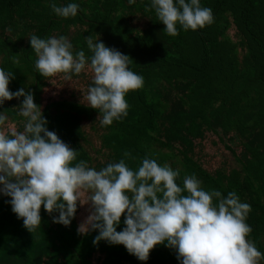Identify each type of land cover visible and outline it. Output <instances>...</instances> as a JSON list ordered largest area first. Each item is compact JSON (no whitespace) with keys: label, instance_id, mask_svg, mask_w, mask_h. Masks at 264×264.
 <instances>
[{"label":"trees","instance_id":"1","mask_svg":"<svg viewBox=\"0 0 264 264\" xmlns=\"http://www.w3.org/2000/svg\"><path fill=\"white\" fill-rule=\"evenodd\" d=\"M53 3L58 7L78 4L77 15L57 16L50 7ZM151 3L152 0H135L131 5L128 0H0V41L12 47L9 56L13 54L16 61L22 62L23 55L30 53L31 62L37 57L31 49L30 36L48 39L56 32L59 38L73 29L68 39L73 54L83 50L86 57H91L85 38L91 36L95 41L98 37L97 42L127 55L131 60L129 69L143 77V87L125 96L127 116L114 120L107 129L95 119L102 118L98 109L66 101L51 102L43 109L47 129L78 151L74 163L84 160L89 167L107 166L93 165L81 116L93 129L99 126L102 131L95 152L105 149L110 163L119 162L125 151L130 152L135 159L125 162L133 171L145 157L160 166L172 167L170 163L177 155L192 156L194 142L205 132L219 130L226 135L232 130L229 140H237L239 150L235 154L233 147H224L235 157L238 169H231L226 176L216 172L211 177L202 170L198 173L208 185L205 191H220L225 197L235 192L241 202L251 206L256 214L246 218L251 227L264 219V214L254 209L261 196L264 203V69L254 62L255 58L264 61V0H200L201 7L212 9L214 22L195 31H185L177 24L175 37L167 35ZM137 14L147 18V25L139 30L130 23ZM230 28L234 30V40L227 36ZM26 38L29 48H22ZM255 50L260 51V57L253 55ZM8 87L15 92L20 85L12 79ZM255 88L262 98L250 96ZM245 99L247 110L243 112L239 102ZM12 104L13 99L5 101L0 112L11 121L25 119L11 109ZM249 122L254 125L247 126ZM251 129L252 133H248ZM151 143H161V147L154 149ZM182 181L179 171L177 185L182 186ZM8 200L10 197L0 193V264H91L92 253L97 254L100 264H181L176 250L165 244L156 245L147 261L136 260L134 255L128 258L123 245L106 241L94 245L97 230L80 236L73 219L69 226L53 223L59 213L50 216L43 206L40 228L30 233L12 212ZM213 203L218 202L214 199ZM256 233L252 229L250 241L264 261V235L262 241H257ZM4 238H9L7 245L2 243Z\"/></svg>","mask_w":264,"mask_h":264},{"label":"clouds","instance_id":"2","mask_svg":"<svg viewBox=\"0 0 264 264\" xmlns=\"http://www.w3.org/2000/svg\"><path fill=\"white\" fill-rule=\"evenodd\" d=\"M50 7L57 16L68 18L77 15L79 5L53 3ZM151 7L172 37L178 35L177 24L185 31H195L214 22L212 9L201 7L200 0H152ZM85 40L91 57L83 50L73 54V45L64 36L29 38L37 57L35 68L42 77L63 74L64 81H71L86 68L92 73L83 104L99 110L101 126H110L127 116L125 96L142 88L144 79L129 69L127 55L97 42L98 37ZM12 79L11 71L0 68V105L23 97L18 115L25 119L22 131L15 126L0 129V193L10 197L7 202L12 212L28 232L40 228L41 206L50 216L59 213L53 223L69 226L78 204L89 205L90 214L78 232L97 230L94 245L100 241L123 245L140 261H147L156 245L165 244L176 250L181 264H260L261 252L247 239L252 231L246 223L251 206L235 192L225 197L220 191H205L195 175L186 176L183 187L178 186L179 169L160 166L147 157L133 171L125 161L135 158L127 151L119 162L100 170L84 160L74 163L78 151L47 129L48 122L31 91H9ZM7 120L0 112V126ZM122 214L125 227L118 232Z\"/></svg>","mask_w":264,"mask_h":264},{"label":"rangeland","instance_id":"3","mask_svg":"<svg viewBox=\"0 0 264 264\" xmlns=\"http://www.w3.org/2000/svg\"><path fill=\"white\" fill-rule=\"evenodd\" d=\"M131 26H133L136 29H142L147 25V18L140 17L138 14L134 15L131 18ZM73 29L68 31L67 35L65 37L69 39V36L72 34ZM233 32L234 30L230 28L227 31V36L229 39L234 40L233 38ZM51 37L57 38V33L53 32L51 34ZM25 38V37H24ZM28 39H24L22 41L21 47L23 48L24 45H27ZM264 42V41H263ZM29 48V46H28ZM29 50V49H28ZM263 50H264V43H263ZM13 52L12 47H8V44L4 41H0V68H2L4 71L9 72L11 71L14 75V80H17V83H19L20 87L16 88V91L23 88L25 92L31 91V93L34 96V103L41 107V110L43 112V109L50 104L51 102H57V101H66L69 103H73L75 105L81 106V107H87L85 104V101H83V96L87 94V89L89 86L92 85V73L86 68L84 72H82L80 75L76 76L73 75L71 81H64L61 77L63 74H60V76L57 77H50V78H44L42 77L38 71L35 68V60H31V62H28L29 54L26 53L23 55V64L22 62H14L15 57H13V54L9 56V54ZM264 53V51H263ZM253 55H256L260 57V51H253ZM9 56V57H8ZM90 62V61H89ZM254 62H256L259 65V68L264 69V61L259 60L258 58L254 59ZM30 64V65H29ZM257 65V66H258ZM29 67V68H28ZM264 76V71L262 74ZM10 80V85H11ZM251 97L259 96V98H262V94L258 93L257 88L253 90L250 94ZM23 101V97H20L19 99H13L14 104L10 105L11 109L15 111V113L18 115L19 106ZM246 99L239 102L240 108H243V112H246L247 110V104ZM51 111V110H50ZM19 116V115H18ZM94 115L91 114L90 118H92ZM21 117V116H19ZM81 126L82 130L85 132L87 136L88 146L87 151L90 153L91 159L93 160V165H103L104 163L108 164L110 163L108 161V153L105 149L100 150L98 153L95 151L99 149L100 140L98 137L101 136L102 131L100 130V127L103 129H107L109 126H98V128H92L90 123L84 119V116H81ZM97 122H100V120L95 117ZM10 119L5 122V125L0 126V129L8 130L10 126H15V128L18 130L23 128V120L19 119L18 121H9ZM48 121V120H47ZM19 123V124H18ZM20 125V126H19ZM248 125H254L252 123H248ZM22 126V127H21ZM246 126V127H247ZM48 128V127H47ZM248 133H252V129L248 131ZM233 131L230 130V132H226V135H223L218 132L211 133V132H205L203 137L200 139H197V141L194 142V148L192 151V156L190 158H187L183 155H177L172 162L170 163L172 165V169L176 170L179 169V171L182 174V178L186 176H192L195 175L198 180L201 182V187L203 190H207V184L204 181V176L199 177L198 170H202L203 172L207 173L209 176H214L217 173H223L224 176L225 173L230 171L231 169H236L238 167V164L235 160V157L230 154V152L224 147H233L235 154L238 152V142L236 141H230L233 135ZM161 144V143H160ZM160 144L157 143H151L152 148L158 149L161 147ZM169 162V161H168ZM96 170H100V168H96L92 166ZM238 169V168H237ZM195 171V173H194ZM183 183V181H182ZM183 187V185L181 186ZM4 196V195H3ZM263 196L260 198L262 199ZM259 200V203L257 204L258 207L254 208L259 213L264 214V210H262L261 204L263 200ZM261 213V214H262ZM89 205L80 206L78 204L77 211L73 218L74 227L76 229V232L83 236L84 234H80L78 232L79 225L86 219V217L89 215ZM253 215L256 217V214L251 210L248 214V216ZM56 216V215H55ZM125 218V215L122 214L121 216V222L117 226L116 230L119 232L121 231L125 225L123 223ZM251 229L257 230L258 233L254 235L256 240L262 241L263 238L261 237L264 235V219H258L254 222V224L251 226ZM253 238L250 233L248 234L247 239L250 241ZM9 238H4V241L2 243L8 244ZM157 250L153 251L156 252ZM133 255L129 254L128 258H131ZM97 254L92 253L90 257L91 264H100L99 260H96ZM134 259L136 257L134 256ZM60 260V259H59ZM137 260V259H136ZM62 262V259H61ZM51 264V263H50ZM260 264H264V261L260 260Z\"/></svg>","mask_w":264,"mask_h":264}]
</instances>
